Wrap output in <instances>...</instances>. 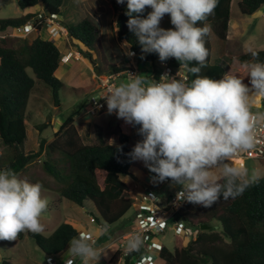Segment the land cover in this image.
I'll return each instance as SVG.
<instances>
[{
    "label": "clouds",
    "instance_id": "obj_1",
    "mask_svg": "<svg viewBox=\"0 0 264 264\" xmlns=\"http://www.w3.org/2000/svg\"><path fill=\"white\" fill-rule=\"evenodd\" d=\"M116 2L125 4V0ZM217 4L218 0H126L127 27L141 47V56L138 55L143 59L145 54L155 53L161 62L175 58L194 78L179 79L168 73L159 79L129 74L126 81L109 87L100 97L106 102L108 114L115 113L130 127L139 126L137 132L142 138L127 153L128 157L144 163L154 174V184L168 180L170 187L179 186L177 201L205 208L221 198L243 195L261 178L255 169L249 172L232 160L255 147L257 125L264 122V111L254 110L257 98H264V61L257 51L249 50L252 59L245 62L248 84L230 71L219 79L201 74L209 55L205 37L211 28L198 22L207 20ZM146 8L151 10L146 16L140 15ZM40 14L51 15L47 11ZM166 14L172 27L161 26ZM58 17L61 23L60 14ZM65 29L60 32L67 33ZM2 36L0 39L8 37ZM125 54L135 55L131 51ZM42 188L39 181L22 178L11 167L0 168V240H15L26 230L43 232L40 218L48 201L42 196ZM108 231L109 226L104 224L102 234ZM194 239L182 240L188 244ZM96 243L81 234L69 241L68 257H52L57 262L64 260V264H74L73 258L82 264H98L105 248H98ZM142 246V236L133 233L125 251L137 252ZM157 257L160 259V255Z\"/></svg>",
    "mask_w": 264,
    "mask_h": 264
},
{
    "label": "trees",
    "instance_id": "obj_2",
    "mask_svg": "<svg viewBox=\"0 0 264 264\" xmlns=\"http://www.w3.org/2000/svg\"><path fill=\"white\" fill-rule=\"evenodd\" d=\"M232 1L218 0L214 13L207 20L198 22L200 26H210V33L220 43L222 57L227 56ZM40 3L44 4L50 14L59 15L65 0H18L22 10ZM112 5L116 14L118 39L127 42L141 56L137 38L127 27L129 17L125 15L126 0L123 5L117 2H112ZM238 7L242 14L251 16L264 7V0H241ZM150 10L146 8L140 15L146 16ZM31 20L38 29L46 24L38 14L25 13L19 18L0 19V32H3L0 35L24 26ZM65 27L70 40L84 47L90 48L99 37L98 27L89 18ZM210 33L205 37L209 55L201 74L219 79L230 71L238 74L248 84L245 62L252 59L250 52L230 56L228 69L215 64L212 61ZM255 51L259 53V59L264 61V50ZM63 57L64 52L53 40L41 36L31 44H23L18 48L11 47L6 44L5 39H0V139L10 151L5 157L0 154V168L11 167L20 175L30 163L44 154L47 157L44 162L46 172L60 184L59 197L81 207L87 201L92 202L99 213L96 221L111 225L122 219L134 204V198L126 195L129 187L121 178V174L130 173L133 164L127 155L133 148L130 134L117 128L119 142L112 144L103 127L96 125L94 141L87 143L78 131L76 114L73 113L61 123L50 142L41 139L37 151L26 152L25 149L28 137L26 120L29 118L27 108L36 85V79L29 73V69L33 70L38 80L52 88L57 106L60 103L58 90L65 83L55 73ZM144 57L148 61H159L158 54L155 53L145 54ZM168 60L175 66H180L175 58ZM115 70L123 71L117 68ZM188 74V80L194 78L189 71ZM261 103L264 111V98ZM43 126L40 125L38 129L41 130ZM135 127L137 129L139 126ZM141 138L139 135V139ZM175 217L184 220L189 226L199 228V233L188 244L177 237L173 252L165 248L160 253L162 264H264V176L243 195L227 200L221 198L210 208L186 202ZM204 224L210 225V229H202ZM79 233L69 222L60 224L49 236L26 232L47 256L56 258L67 252L69 241ZM132 256H137V252H132L127 257V264ZM120 257L121 251H117L106 264H118ZM0 264L16 263L3 258Z\"/></svg>",
    "mask_w": 264,
    "mask_h": 264
},
{
    "label": "rangeland",
    "instance_id": "obj_3",
    "mask_svg": "<svg viewBox=\"0 0 264 264\" xmlns=\"http://www.w3.org/2000/svg\"><path fill=\"white\" fill-rule=\"evenodd\" d=\"M108 1L116 2V0ZM239 1L241 0L232 1L231 22L232 24L237 22L239 26L237 31L232 30L228 33L229 39L226 57L221 56L220 43L215 36L210 33L212 61L226 69H228L227 67L230 64V56H237L241 53L249 52L250 49L264 50V8L262 7L251 16L244 15L238 7ZM101 2L102 4H100ZM105 4H107L106 0H86L85 2H83V0H65L64 5L61 7L60 20L63 19L61 25H76L84 18H89L98 27L99 37L90 48L84 47L79 43H73L69 36L67 39L66 35H68V31L67 33H61L58 27L49 28L45 26L43 30H41L42 37L49 35L52 30H55V36H64L65 40L56 42L64 52V57L70 58L71 56L77 55V52L84 51L83 53L81 52V56L85 58L86 63L81 62V59V61H79V58L74 59V63H68L66 58L63 57L62 63L55 73V76L65 83V86L58 90L60 103L57 106L54 101L52 88L43 81L38 80L33 70L29 69V73L36 79V85L27 108L29 118L27 120L28 137L25 142L26 152L37 151L41 139L50 142L54 138L62 121L73 113L76 114L75 123L78 131L83 135L82 137L87 143H92L94 141L96 125L103 127L105 133L109 135L112 144H118L119 142L118 134L116 133L117 128H120L123 133L130 134L132 146L140 140L136 127H129L124 121H116L113 119V116L108 113L99 116H91L89 113L91 107L90 100L96 95L92 93V90L98 81V75L112 73L116 68L123 70L132 68L133 66L131 58L125 54V52L129 50L130 45L127 43L128 47L125 48L126 42L119 40L116 33L117 26L114 7L110 4ZM92 6L94 8L100 7L101 10H99V12H95V10L91 11V8H93ZM32 9L36 10V8ZM20 10L22 9L18 4V0H0V19L22 17L23 14ZM90 13L92 18L90 17ZM161 26L165 28L172 27L169 15L166 14L164 16L161 21ZM2 33L3 32H0V34ZM1 36L2 35H0V37ZM7 36L8 35L5 37ZM12 37L14 38H9L10 40H8V42L10 41L13 46H17L15 48L21 46L23 39L16 38L18 36ZM74 51L75 53H73ZM89 55H91L92 59ZM77 56L79 57V55ZM137 61V68L140 70L139 74L145 77H150L154 69L160 68L159 61L152 62L145 58L142 59L141 57H139ZM97 68H100V74ZM121 73H123V77L119 79V83L126 81L129 74H132L130 70H123ZM256 103L258 106L257 110L263 111L261 100L257 98ZM40 125H44L41 130L38 129ZM9 153V148L4 146L0 139V154L5 157L9 155ZM46 158L47 157L42 154L40 159H36L33 163H30L20 174L22 178H26L31 182L39 181L43 185L42 196L48 201V206L40 218L44 226V230L41 234L49 236L60 224L71 220L76 222L79 232H81V230L88 232V228L92 227V235H96V237H101L103 235L102 243L108 244L116 240L128 229V227L131 228V226L135 224L136 207L132 206L117 223L108 224L109 231L107 234H102V223H99L95 219L96 216L99 217V213L92 202L87 201L85 205L81 207L66 198L59 197L60 184L46 172L44 168ZM138 162L140 163L139 167L144 165L142 161H135L137 164ZM245 164V168H247L249 172L255 169L260 174V177L264 176V163L261 160L250 158L245 160ZM145 168L150 172L146 166ZM131 174L136 175L135 172ZM176 187L179 186L170 187V183H168L160 192L168 198ZM189 227L192 228L194 233L198 230L197 227ZM26 232L27 230L21 232L22 235H18L15 240H0V263L3 258L10 259L16 264L46 263L47 255L33 238L28 237ZM109 233L113 238L106 236ZM88 234L90 235L91 233L88 232ZM177 237L173 226L169 224L162 235V241L165 247L171 252L174 251ZM64 254L68 255V252ZM64 254H62V256ZM153 256L161 263V260L156 254ZM105 263L106 262L103 264Z\"/></svg>",
    "mask_w": 264,
    "mask_h": 264
},
{
    "label": "built area",
    "instance_id": "obj_4",
    "mask_svg": "<svg viewBox=\"0 0 264 264\" xmlns=\"http://www.w3.org/2000/svg\"><path fill=\"white\" fill-rule=\"evenodd\" d=\"M45 20L46 26L49 28L58 27V29L62 32H66V29L62 27L58 15H44L40 14L38 16ZM33 22L30 21L24 26H19L13 29L12 33L9 36H26L29 30H34ZM3 35L2 37H5ZM128 51L134 52L135 55L129 56L132 60L133 66L130 68L132 75H137L140 73V70L137 68L139 55L138 53L129 48ZM160 62V68L154 69V72L150 77L147 78H156L164 74L168 73L169 75L176 76L179 79L187 78L189 79L188 69L180 66H175L169 60L165 62ZM100 74V72H99ZM123 77V73L121 72H112V73H104L103 75H98V81L95 87L92 90V93L96 94L91 100V107L89 109V113L91 116H99L103 115L107 112V106L104 99L100 98L101 95L109 88L114 87L119 84V79ZM125 77V76H124ZM113 119L116 121L122 122V119H118L115 113L111 114ZM256 140L257 143L255 147L248 151L243 152L236 155L232 163L245 168V160L250 158L259 159L264 161V122H260L256 128ZM170 183V181L166 180L163 183H159L157 188L149 187L144 190L138 196H135L134 200L136 202L135 209V224L128 227L121 237L120 241V249H121V259L120 264H126L125 261L127 257L132 253H127L125 251L126 242L129 236L133 233H138L142 236L143 246L137 251V256H132L129 264H160L153 255H160V252L164 249L165 244L163 243L162 235L166 231V228L171 224L173 229L175 230V235L184 239L185 241H189L194 239L198 233L196 231L193 232L191 227H188L187 224L182 219H176L175 215L179 210L184 206L187 201H177L176 200V192L179 191V187L173 191L168 198L165 195H162L160 190ZM153 196L158 197V199H154ZM104 224H101L103 228ZM88 236L90 239H93L96 243V238L89 235L87 232H80L79 235ZM74 264H76L73 258ZM47 264H64V260L57 262V259L49 256L47 258Z\"/></svg>",
    "mask_w": 264,
    "mask_h": 264
},
{
    "label": "crops",
    "instance_id": "obj_5",
    "mask_svg": "<svg viewBox=\"0 0 264 264\" xmlns=\"http://www.w3.org/2000/svg\"><path fill=\"white\" fill-rule=\"evenodd\" d=\"M85 1L86 0H83V2H85ZM106 2H107L108 5L110 4L113 7V5L111 4V2H114V1H110L109 2L108 0H106ZM84 4H86V3H84ZM100 4H102V2ZM107 4H105V5H107ZM32 8H34V9L36 8V10H33ZM37 8H39V9H37ZM82 9H83V7H82ZM84 10L86 11L85 8H84ZM92 10H95V12H99V10H101V9H100V7L99 8L98 7H96V8L93 7V8H91V11ZM20 12L23 15L26 12L27 13L40 14V13L46 12V9L44 7V4L43 3H40V4H38L35 7H30L28 9H26V10H20ZM90 17L92 18L91 13H90ZM60 18H61V15H60ZM61 21H63V19ZM229 26H230V28H229V32L228 33H230L232 30L233 31H237L239 24L237 22H235V23L232 24L231 19H230ZM43 28H44V26L41 29L36 28V30H29L26 36H24V37L23 36H18L16 38H22L23 39L22 44H31L35 38H37L38 36H41V37L43 36L42 33H41V30H43ZM4 33L8 34V33H10V30L7 31V32H4ZM116 33H117V30H116ZM233 33H235V32H233ZM66 36H67V39H68V35H66ZM9 38H14V37L8 36L5 39L7 41L6 44L9 45V46H11V47H17V46H13L10 43V41L8 42V40H10ZM43 38L53 40L55 43L57 41L59 42L61 40H65L64 36H62V35H59V37L55 36V30H52V32H50L49 35H47V36H45ZM57 46H58V44H57ZM81 52L83 53L84 51H81ZM81 52H78V54H77V55L80 56L79 59L77 58L78 57L77 55L71 56L70 57L71 59L68 58V57H66V56L64 58H66V60H67L68 63H71V62L74 63V61H73L74 59H78L79 61L82 60L81 62L86 63L85 58H83V56H81ZM73 53H75V51ZM258 99L261 100L262 98H258ZM26 126H27V120H26ZM139 165H140L139 162L137 164V163H135V161H133V164H132V166L130 168V171L131 172L129 174H121L122 180L125 181L127 183L128 187H129V192H128L129 195H128V193H126V195H128V196H130L132 198H135V196H138L139 194H141L144 190H146L149 187H154V188L159 187L158 184H154L152 182V180H151V176L153 174L151 172H148L144 165L142 167H139ZM136 166H137V168H136ZM134 172L136 173V175L131 174V173H134ZM133 206H136V202H134V205ZM68 222L71 223V224H73L76 228H78L76 222L71 221V220H68ZM88 232L91 233L90 235L92 237L96 238V240H97L96 246L98 248H105L104 251L101 253V255L99 257L98 264H103L104 262L109 261L113 257V255H115V253L119 249L120 241H121V239L119 240L120 236L116 240L111 241V243L109 242L108 244H104V243H102L103 242V240H102V236L103 235L101 237H96V235H92V232H93V228L92 227H89L88 228ZM106 236H108L110 238H113L112 235H110V233L108 235H106ZM64 257L66 258V257H68V255H65L64 254L63 256L60 257V259H64ZM74 260H76V258H74ZM45 264H47V262ZM76 264H82V262L78 259V260H76ZM91 264H95V262L93 261V262H91Z\"/></svg>",
    "mask_w": 264,
    "mask_h": 264
},
{
    "label": "water",
    "instance_id": "obj_6",
    "mask_svg": "<svg viewBox=\"0 0 264 264\" xmlns=\"http://www.w3.org/2000/svg\"><path fill=\"white\" fill-rule=\"evenodd\" d=\"M210 225H208V224H204V225H202V229H204V230H208V229H210Z\"/></svg>",
    "mask_w": 264,
    "mask_h": 264
},
{
    "label": "bare ground",
    "instance_id": "obj_7",
    "mask_svg": "<svg viewBox=\"0 0 264 264\" xmlns=\"http://www.w3.org/2000/svg\"><path fill=\"white\" fill-rule=\"evenodd\" d=\"M122 124H123V123H122ZM127 126H129V127H130L131 125H128V124H127ZM124 127H125V126H124Z\"/></svg>",
    "mask_w": 264,
    "mask_h": 264
}]
</instances>
